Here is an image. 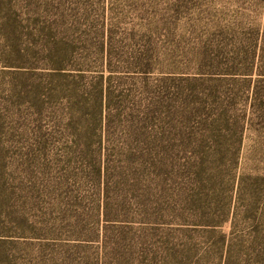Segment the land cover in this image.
I'll use <instances>...</instances> for the list:
<instances>
[{
	"label": "rangeland",
	"instance_id": "374dc122",
	"mask_svg": "<svg viewBox=\"0 0 264 264\" xmlns=\"http://www.w3.org/2000/svg\"><path fill=\"white\" fill-rule=\"evenodd\" d=\"M223 236L264 264V0H0V264H224Z\"/></svg>",
	"mask_w": 264,
	"mask_h": 264
},
{
	"label": "trees",
	"instance_id": "16d2710c",
	"mask_svg": "<svg viewBox=\"0 0 264 264\" xmlns=\"http://www.w3.org/2000/svg\"><path fill=\"white\" fill-rule=\"evenodd\" d=\"M246 76H250V75H252V74H245ZM105 100H106V97H105V94H104V91H102L101 92V95H100V104H101V124H102V127H103V123H104V121H105V123L107 122V119H108V113H107V111H105ZM99 137H100V139H101V141H102V139H103V136H100L99 135ZM102 176H103V173L101 174ZM106 218H107V216H106ZM107 222H110L109 221V219H107L106 220ZM208 226H210L209 228L210 229H208V230H216V229H218L219 227H220V225H218V224H214V225H208ZM226 239V237H221L220 239H219V246L221 245V255L219 256V258H217L219 261H224V264H231V257H229V256H227V255H225L224 256V251H222V246H224V243H225V240Z\"/></svg>",
	"mask_w": 264,
	"mask_h": 264
}]
</instances>
